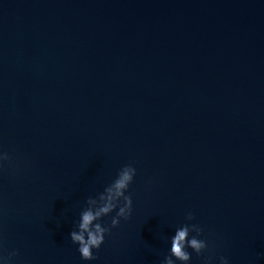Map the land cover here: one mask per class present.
<instances>
[{"label": "water", "instance_id": "obj_1", "mask_svg": "<svg viewBox=\"0 0 264 264\" xmlns=\"http://www.w3.org/2000/svg\"><path fill=\"white\" fill-rule=\"evenodd\" d=\"M0 147L17 264H159L188 211L205 256L264 264V0H0ZM130 162L133 215L83 261L73 221Z\"/></svg>", "mask_w": 264, "mask_h": 264}, {"label": "clouds", "instance_id": "obj_2", "mask_svg": "<svg viewBox=\"0 0 264 264\" xmlns=\"http://www.w3.org/2000/svg\"><path fill=\"white\" fill-rule=\"evenodd\" d=\"M11 162L7 151L0 147V169ZM134 163L121 166L112 180L102 190L88 195L73 221L70 239L77 245V251L83 261H96L106 238L122 221L131 219L134 212V201L131 191L137 176ZM108 218V219H106ZM195 220L192 211L185 213L184 222L175 225L172 235L162 234L165 243L170 244L159 264H192V253L202 258V264H217L214 256L204 253L209 251V239L205 228ZM191 249V251H189ZM18 249L5 254V241L0 230V264H17ZM264 257V252L258 254ZM218 264H231L228 256L221 255Z\"/></svg>", "mask_w": 264, "mask_h": 264}]
</instances>
